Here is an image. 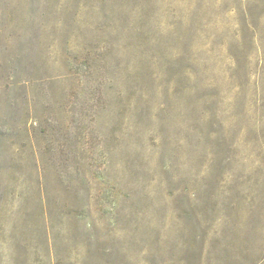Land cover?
Segmentation results:
<instances>
[{"label":"rangeland","instance_id":"1","mask_svg":"<svg viewBox=\"0 0 264 264\" xmlns=\"http://www.w3.org/2000/svg\"><path fill=\"white\" fill-rule=\"evenodd\" d=\"M0 264H264V0H0Z\"/></svg>","mask_w":264,"mask_h":264}]
</instances>
